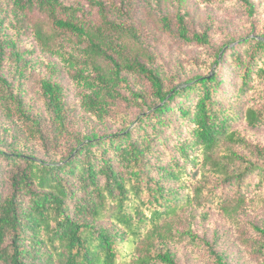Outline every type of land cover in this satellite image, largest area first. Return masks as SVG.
<instances>
[{
	"label": "trees",
	"instance_id": "1",
	"mask_svg": "<svg viewBox=\"0 0 264 264\" xmlns=\"http://www.w3.org/2000/svg\"><path fill=\"white\" fill-rule=\"evenodd\" d=\"M160 2L0 0V264H178L169 244L201 240L186 227L196 208L232 215L246 186H264V143L237 127H264V103L246 100L264 84V35L226 41L203 72L165 81L131 23L134 5ZM159 19L209 43L184 14ZM37 59L48 74L33 112L15 81ZM249 225L257 238L242 243L264 262V225Z\"/></svg>",
	"mask_w": 264,
	"mask_h": 264
},
{
	"label": "rangeland",
	"instance_id": "2",
	"mask_svg": "<svg viewBox=\"0 0 264 264\" xmlns=\"http://www.w3.org/2000/svg\"><path fill=\"white\" fill-rule=\"evenodd\" d=\"M249 1L252 12L238 0H218L211 5H203L199 0H161L159 4L155 3L151 7L140 3L134 5L131 23L136 29L140 43L155 53V65L164 80L167 81L171 77L176 82H182L203 72L201 59L206 63L211 62L213 53L222 43L236 40L232 44L235 45L238 39L248 34L264 35V0ZM178 13L184 14L190 34L206 31L209 43L202 46L197 43L188 44L167 31L159 17L175 16ZM221 66L223 68L226 64ZM46 74V62L37 59L33 60L32 67L26 70L21 79L22 85L20 80L15 81L20 85L22 95L30 103L33 112L43 108L39 81ZM232 74H235V71ZM27 75H30L29 80ZM11 76L12 73L9 74V77ZM62 82L66 88L64 100L67 106L70 111L76 108L78 112L80 88L66 79V75ZM226 85L225 96L229 94L230 80ZM17 89L19 87L16 91ZM246 100L264 103V84L256 81ZM1 121L3 116H0ZM237 127L249 139L264 143V127L248 128L241 122L237 123ZM252 182L255 183L256 180ZM243 194L247 198V207L234 211L232 215L223 213L211 202L196 208L195 218L190 219L186 227L189 226L201 240L191 242L186 238L184 241L173 240L169 244L178 264H218L210 250L222 256V264H264L263 260L252 259L242 243L245 237L257 238L258 234L249 225L250 222L264 225V186L254 187L251 184L245 187ZM205 210L206 214L202 213Z\"/></svg>",
	"mask_w": 264,
	"mask_h": 264
}]
</instances>
